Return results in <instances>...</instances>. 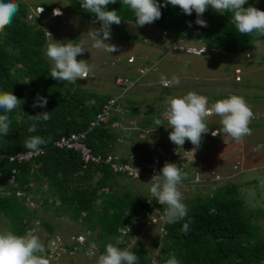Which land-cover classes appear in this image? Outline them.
I'll use <instances>...</instances> for the list:
<instances>
[{
  "label": "rangeland",
  "instance_id": "374dc122",
  "mask_svg": "<svg viewBox=\"0 0 264 264\" xmlns=\"http://www.w3.org/2000/svg\"><path fill=\"white\" fill-rule=\"evenodd\" d=\"M17 2L26 4L27 13L31 15L27 16V19L32 24L37 22V25H42L46 31V42L41 50L44 59L51 66L52 62L46 56V48L53 39L63 42L71 41L74 44L83 43L87 48L88 51L78 55L77 59L87 60V63L93 66V72L88 78L79 79L77 83L72 84L73 89L82 90L84 95L90 93L98 96H114L120 92V88L114 83V77L126 75L131 78L128 92L124 95L125 102H122L130 110L123 111L125 110L123 109L117 113L120 118L105 125L111 134L110 140H106L104 146L107 153L116 156L118 161L132 166L135 163L146 162V172L154 170L151 165L154 158H160L157 172L163 167L165 161L176 163L187 177L178 185L183 194L182 202L187 210L189 206L196 203V196L204 199L207 195L221 193L226 186H236L234 198L242 202L246 213L255 212L251 218V225L260 236L264 237V152L258 151L259 144H264V133L261 132L264 129L263 40L255 41L253 49L232 54L228 50L213 49L188 35L184 41L193 45L191 52L199 53L200 51L195 49L204 45H207L206 48L208 47L209 50L199 55L188 53L183 58L182 52L170 48L176 32L169 25L151 23L140 27L135 25V21H121L119 25L111 26V39L106 42L117 45L118 51L110 54L92 47L93 41L89 33L100 26L99 21L81 19L78 7L76 8L70 1L17 0ZM42 2L59 8L62 15H53L51 10H46L41 14L40 20L36 19L34 16L37 12L36 7L41 6ZM249 5L264 10V0H248L244 7ZM179 11L181 12L180 9ZM214 12L211 7L205 11V13ZM180 14L186 16L182 12ZM194 14L195 12L188 16L191 17ZM170 16L174 17L172 14ZM184 20L181 22L182 25ZM165 29L168 33L163 35ZM178 30L180 28L176 31ZM6 48L9 52H18V48L14 46ZM129 58H134V61L128 62ZM156 60H158L157 70H150L140 76V69H148ZM161 75L168 79L176 76L180 82L176 86L165 88L160 84ZM135 77L138 79H134ZM23 80L26 81V78ZM189 91L206 95L209 108L217 100L231 95L243 97L254 113V117L249 121L251 135L243 137L240 141H235L223 133L218 137H212L211 129L220 130L222 127L221 118L213 114L206 119L205 124L209 126V132L204 135L201 146L195 153L191 152L194 146L188 141L182 147L171 144L169 140L171 129L165 127L167 126L165 119L167 98L183 96ZM0 92H2L1 89ZM134 102H137L138 108V112L135 113L131 112ZM121 109L120 107L119 110ZM156 119H160L165 126L157 127L154 123ZM14 121L10 129L17 126L20 121L16 114ZM148 179V176L134 179L113 175L109 180L110 186L98 191L94 202L96 212L92 219L97 225L93 228L90 224L83 223L80 217L71 218L62 210L60 214L50 205L49 207L41 205V207L27 208L25 217L23 216L27 224L26 232L33 225L41 243L44 241L48 246L52 237L58 236L67 240L78 233L89 231L88 236L95 240L96 246L93 256H89L88 253H78L74 259L64 256L50 264H96L98 256L104 252L99 247L104 239L97 237L101 232L98 222L102 211V197L113 191L121 194L127 190L131 196L139 198V201L152 199L149 188L153 181L149 182ZM96 180L97 177L93 176L88 182L90 185H95ZM40 187L41 191H32L34 201H36L35 198L38 200V198L52 195L46 181L40 182ZM7 188L8 186L6 190ZM131 208L135 212L140 209L136 205ZM164 208L165 206L162 205H151L148 212H162ZM32 209L36 211L30 214ZM126 212H130V209ZM146 217L145 212L138 217L139 219L132 215L127 216L130 231L122 232L123 225L118 226V233L114 236L113 244L130 251L134 246H139L140 241L146 245V257L150 258L147 264H152L153 258L157 259L159 264H165L166 253L163 249L168 244V240L164 234H159L158 230L146 226L145 228L140 223L139 220L142 221ZM34 220H38L39 225H34L36 223ZM45 222L53 226L52 232H48L43 225ZM142 229L144 233L147 232V235L140 240L138 234ZM5 231H11L10 219L0 212V232ZM117 241L120 243L117 244ZM169 257L171 258L172 254ZM261 264H264V260Z\"/></svg>",
  "mask_w": 264,
  "mask_h": 264
},
{
  "label": "trees",
  "instance_id": "16d2710c",
  "mask_svg": "<svg viewBox=\"0 0 264 264\" xmlns=\"http://www.w3.org/2000/svg\"><path fill=\"white\" fill-rule=\"evenodd\" d=\"M68 1L78 7L83 18L96 19L94 13L81 7L79 0ZM160 2L163 3V0ZM40 5L47 10L52 7L43 2ZM108 9L116 10L123 21L136 19L131 10L121 7L119 0L108 5ZM161 12V18L153 23L169 25L182 36L179 32L187 27L188 22H192L187 35L213 49L237 53L253 49L255 41L264 40V36L255 34L241 35L231 22V13H204L202 19L207 22V27H201L195 23L196 14L191 17L182 15L178 8H171L170 4L162 7ZM27 16V5L20 3L19 12L11 25L0 33V89L2 92H12L21 100L20 107L8 113L10 126L15 123V114L20 118L18 125L11 128L7 136L0 135V171L5 175L0 177V212L10 219L11 232L24 235L27 227L23 219L27 210L26 197L18 198L14 190L20 188L27 194L30 191H41L40 182L46 181L52 195L38 198L39 206L50 205L60 214L62 210L71 218L80 217L83 223L90 224L93 228L97 225L92 219L96 212L94 202L98 191L110 186L109 180L117 173L109 165H84L78 151L57 148L53 141L61 135L87 130L90 121L111 96L90 93L84 95L82 90L73 89L72 84L52 79L49 75L51 65L44 59L41 50L46 42V31L37 22L32 24ZM183 20L184 25L181 24ZM9 46L18 48V52H9L6 48ZM37 94L47 98L45 107H33ZM93 100L95 104L89 105L88 102ZM43 111H48L51 119L38 122L36 130L28 132L29 125L33 123L31 117ZM136 111L138 110L132 107L131 112ZM0 114L4 113L0 111ZM117 119L118 116L113 113L106 122L87 132L84 142L93 153L102 156L109 154L104 146L111 134L105 125ZM30 136H41L45 140L51 138V142L41 146L42 153L30 161H10L8 156L28 150L23 144ZM13 168L17 170L15 188L14 184L8 183ZM93 176L97 180L95 185H90L88 180ZM31 182L33 186L30 185ZM235 188L234 185L226 186L221 193L207 195L204 199L196 196V203L189 206L183 220L165 224L164 235L168 240L163 249L166 253L165 262L172 254L179 264H261L264 260V237L251 225L255 212L246 213L242 202L234 198ZM102 200L98 222L101 232L97 237L104 239L99 245L100 250L104 251L108 243L113 244L118 226L128 222L127 216L135 214L131 207L136 205L142 208L145 204L139 198L131 196L127 190L121 194L114 191L105 194ZM128 209L130 212H126ZM31 211L30 214L35 213L36 209ZM184 223L189 224L186 233L182 231ZM43 225L48 232H52L53 227L49 222ZM138 244L130 251L137 256V264H147L150 258L146 257L145 245L140 241Z\"/></svg>",
  "mask_w": 264,
  "mask_h": 264
},
{
  "label": "clouds",
  "instance_id": "9594fccd",
  "mask_svg": "<svg viewBox=\"0 0 264 264\" xmlns=\"http://www.w3.org/2000/svg\"><path fill=\"white\" fill-rule=\"evenodd\" d=\"M79 2L85 11L94 13L96 20L100 23L98 28L92 29L89 33L93 41L92 47L110 54L117 52V45L106 42L111 39V26L121 23L122 18L117 11L108 9V5L116 3L117 0H79ZM119 2L121 7H126L134 13L135 25L140 27L160 19L161 8L170 4L173 7H178L186 15H192L195 12V23L201 27H207V22L202 19V16L211 7L213 11L221 15L231 13V22L241 35L264 36V10L252 5L244 7L248 0H163V3L160 0H119ZM37 7L41 9H37ZM37 7L34 16L40 20L41 14L47 9L43 6ZM52 9L53 7L50 9L53 15H62L59 8ZM18 12L17 0H0V33H3L5 28L11 25ZM28 16L31 15L28 14ZM188 23L191 27V22ZM49 34L52 36L50 32ZM182 45L190 44L182 41ZM205 50L207 51V48ZM85 51L88 50L83 43L74 44L71 41L63 42L53 39L46 48V56L52 62L50 77L58 82L69 84H75L79 79L88 78L93 72V66L88 64L87 60L77 59L78 55H82ZM150 70L156 71V66H153L152 69H143L142 72L146 74ZM179 82V78L176 76L171 79L164 75L160 77V84L165 88L176 86ZM88 104H95V101H89ZM20 105L21 100L12 92H0V111L4 113L0 114V135L7 136L9 134L11 121L8 113ZM46 105L47 98L37 94L33 107L43 108ZM166 105L167 126L160 119L154 121L155 125L157 127L164 125L166 128H170L169 140L177 147H182L186 141L190 142L194 146L191 151L193 153L201 146L204 135L209 132V126L204 122L205 118L213 114L221 118L222 127L220 130L212 131L211 136L218 137L223 133L235 141H240L243 137L251 135L249 121L254 117V113L241 96L231 95L217 100L209 108L206 96L189 91L183 96H169ZM31 118L33 123L29 125L28 132H34L38 122L51 119L48 111L37 113ZM49 142H51V138L45 140L41 136H30L25 139L23 146L33 154H41L43 151L41 146ZM136 175L138 177V171ZM186 178V173L182 172L176 163L165 161L163 167L151 179L153 182L149 188L150 194L160 205L165 206L162 219L167 223H176L187 215V207L182 202L183 194L178 188V185ZM149 202L151 203L150 200ZM188 230L189 224L184 223L182 231L186 233ZM92 241L88 252L89 256L95 254L93 251L96 247L95 240L92 238ZM119 243L120 241H117V244ZM44 253L43 244L32 230L27 231L24 235H17L11 231L0 232V264H49ZM137 260L138 258L133 252L108 243L104 252L98 256L96 264H137ZM152 264H159V261L153 258ZM165 264H179V262L173 256Z\"/></svg>",
  "mask_w": 264,
  "mask_h": 264
},
{
  "label": "built area",
  "instance_id": "2783aa9c",
  "mask_svg": "<svg viewBox=\"0 0 264 264\" xmlns=\"http://www.w3.org/2000/svg\"><path fill=\"white\" fill-rule=\"evenodd\" d=\"M37 9H41L40 7H37ZM53 9H56V7ZM53 13V12H52ZM193 23L191 22V27H192ZM189 27V23L187 25V27H185L184 29H182L180 31L182 36H179V40H177V42H175L176 40H174L170 46V48L172 50H177L179 52H182V56L183 58L186 57V54L188 53H193V54H202L203 52H206V47H198L197 51H200L199 53H195V52H191L192 49L194 48L191 45H182V41L187 38V31L191 28ZM168 33V31L165 29L163 31V35H166ZM177 47H179L180 49H178ZM159 60V59H158ZM158 60L154 61L153 65L149 66L148 69H152L153 66H156L158 64ZM134 61V58H129L128 62L132 63ZM157 68V66H156ZM147 69V68H144ZM143 69H140V76L143 75L142 72ZM131 78L126 75H116L114 77V83L120 88V92L114 96H111L107 102L103 105L102 109L95 115V118L93 120L90 121L87 130L84 131H80V132H71L69 134L66 135H61L59 138L55 139L53 141V145L57 148H61V149H74L76 151L79 152L80 154V158L83 161L84 165L86 164H93V165H109L110 169L114 172L117 173V175L120 176H127L130 178H134V179H139L143 176H148L149 177V182H152V177L157 173V165L160 162V158L158 157L157 159L154 158L151 162L152 167L154 168V170L152 172H146L145 168L147 167L146 162H140V163H135L134 166L130 165L129 163H125V162H120L118 161L117 157L112 155V154H108L106 156H102L101 154L98 153H93L91 148H89L84 140L86 137V134L89 130H91L93 127L106 122L110 116H112L113 113H116V115L119 117V115L117 114L118 112H121L123 109V111H128L129 109L127 107H125L124 104H122V102H124V95L128 92L129 86H130V80ZM134 79H138V77H135ZM206 96V95H204ZM207 97V96H206ZM122 108L121 110H119V108ZM210 116L206 117L204 122H206V119H209ZM216 129H211L210 131V135L212 131H215ZM213 136V135H212ZM216 137V136H215ZM172 144V143H171ZM39 154H33L31 152H29V150H25V151H20V152H16L10 156H8L10 161H16V162H21V161H30L32 160L34 157L38 156ZM138 171V177L136 175ZM16 172L17 170L15 168H13L11 170V173L9 174L8 177V183L9 184H14L13 187L15 188L16 184H15V177H16ZM159 172V171H158ZM3 176L5 177V175L0 171V177ZM31 186H33V182L30 183ZM8 186V185H7ZM14 193L16 194V196L19 198L21 196H25L26 200H25V205L28 208H34L36 206H39V201L36 199V201H34L32 198V191H30L28 194L25 193L24 191L19 189H15ZM149 200L151 201V203L149 202ZM144 206L140 209H138L137 212H135V214L133 215V217H135L136 219L138 217L141 216V214H143L144 212L147 214V217L144 220H139L140 223L145 227H150V228H154L156 230H158L159 234H165L166 233V229H165V224L167 222H165L162 219L163 213L162 212H156V213H149V207L152 206H160L159 203L155 200V198L152 197V199H147L144 200ZM33 210V209H32ZM149 214V215H148ZM139 219V218H138ZM138 221V222H139ZM34 225L35 224H39L38 220H34ZM137 222V221H135ZM130 224L128 222H125L123 224V228H122V232H126L127 230L130 229ZM145 227V228H146ZM29 230H32L35 232V229L33 227V225H31V227L29 228ZM28 230V231H29ZM89 231L88 232H83V233H78L76 236H71L69 239H64V238H60V237H52L48 243V246L45 245L44 241H42V244L45 248V253L43 254L48 260H49V264L53 263L54 260H60L61 258H64V256H68L70 259L75 258L76 254L81 253V254H87L89 252V248L90 245L92 244V238H90L88 236ZM147 232L144 233V230L142 229L139 234L138 237L140 240H142L144 237H146ZM146 246V245H145Z\"/></svg>",
  "mask_w": 264,
  "mask_h": 264
},
{
  "label": "crops",
  "instance_id": "0c3cea01",
  "mask_svg": "<svg viewBox=\"0 0 264 264\" xmlns=\"http://www.w3.org/2000/svg\"><path fill=\"white\" fill-rule=\"evenodd\" d=\"M81 17V19H83V17L82 16H80ZM80 19V20H81ZM85 19V18H84ZM86 20H88V21H95V20H89V19H86ZM121 21H123V20H121ZM180 33V32H179ZM181 34V33H180ZM180 38H179V35H178V33H176L175 34V37H174V40H176L175 42H177V40H179ZM173 40V41H174ZM196 40H198V41H200L199 39H196ZM181 41H184V40H181ZM264 41V40H263ZM204 46H207V45H204ZM207 49L209 50V48L207 47ZM220 50H222V49H220ZM177 51V50H176ZM206 53H207V51H206ZM232 54H238V53H232ZM132 105H133V107L135 108V109H138L137 108V102H134V103H132ZM136 112H138V111H136ZM214 129H216V128H214ZM261 129V128H260ZM261 132H263L264 133V129H262V131ZM259 150V152H260V150H262L263 152H264V144L262 143V144H259V148H258Z\"/></svg>",
  "mask_w": 264,
  "mask_h": 264
}]
</instances>
